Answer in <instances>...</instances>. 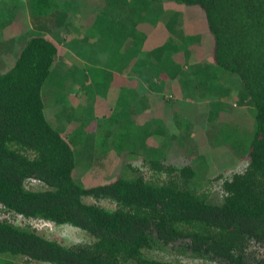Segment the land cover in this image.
Returning <instances> with one entry per match:
<instances>
[{"label": "trees", "instance_id": "obj_1", "mask_svg": "<svg viewBox=\"0 0 264 264\" xmlns=\"http://www.w3.org/2000/svg\"><path fill=\"white\" fill-rule=\"evenodd\" d=\"M169 2L202 10L212 40L210 59L195 62L207 68L201 72L204 79H218L222 85L198 98L188 92L167 96L180 101L179 110L172 109L174 116L166 130L172 136L167 144L158 145L155 138L149 144L150 138L141 129L146 117L160 114L163 104H153L151 113L136 119L132 101L124 103L125 95L116 92L117 99L108 91L96 106L87 100L69 113L75 119L68 118L64 127L58 126L66 110L78 104L80 92L69 108H62L52 97L62 85L56 72L62 47L54 35L29 32L12 63L0 69V264H195L182 256L217 264H264V0H89L88 8L81 11L87 20L81 24L89 22L91 12L96 21L103 20L105 7L113 6L125 17L128 25L124 29L130 34L134 23L145 20V8L159 10ZM12 3L16 11L33 15L77 6L75 0ZM8 4V0L2 2ZM3 14L0 41L12 45L24 12L13 18L3 7ZM108 28L99 27L105 34H109ZM119 53L122 70L127 72L121 71L125 73L123 89L131 96L150 80L158 82L162 73L172 77L178 87L193 85L182 74L176 77L182 85L175 79L183 68L195 73L191 62L169 61L166 74L146 54L142 58L141 50L119 49ZM150 67L158 68L155 79ZM86 74L87 68H83L80 90L98 85L88 82ZM235 94L241 99L233 100ZM90 106L99 118L97 124L84 126L90 130L88 143L96 146L99 135L109 141L107 149L95 147L93 151L115 155L123 151L127 158L122 154L115 177L86 185L76 176L79 150L72 133ZM239 109L241 117L235 112ZM180 116L183 122L176 120ZM164 149L187 161L166 162ZM137 156L143 157V166L130 162ZM243 161L240 169L223 175L226 165ZM212 163L222 170L214 173ZM219 178L216 192L213 185ZM10 212L55 224L69 223L91 239L65 243L28 224L13 222L7 216Z\"/></svg>", "mask_w": 264, "mask_h": 264}, {"label": "rangeland", "instance_id": "obj_2", "mask_svg": "<svg viewBox=\"0 0 264 264\" xmlns=\"http://www.w3.org/2000/svg\"><path fill=\"white\" fill-rule=\"evenodd\" d=\"M3 1L4 0H1L0 2V9L4 7V12L10 15L13 14V18L16 14H18L19 17L22 16L23 12L24 15L19 24V33L13 34V44L11 45V43H6V41H0V69L6 68L12 63L13 56L18 52L27 35L32 32H38L37 30H39L41 31L40 33L44 34L45 32L49 37L54 35V39L61 44L62 49L59 52V60H57L60 64L56 65V72L57 79L62 85L60 84V87L53 91L52 97L59 100L57 103H60L62 108H69L71 103L74 104V98L77 96V92H80V99L73 109L66 110L64 121L56 120L60 127L66 125L68 118L75 119L69 113L79 110L89 99L94 101V105L95 102L99 103L105 97L106 92L109 91L111 96L115 99H117L116 93L121 97L125 95L123 98L124 103L132 101V110H135L134 117H136V119H139L143 113H151L150 107L153 104L157 102L163 104L159 111L160 114L153 113L146 117L141 129L143 134H146L147 137L150 138L149 144L153 143L154 138L156 142H159L156 143L158 145H161L160 142L167 144L169 137L172 136L166 133L167 126L172 122V117L174 116L172 109L179 110V107L176 105L180 104V101L167 99V96L183 95L188 92V94L195 93V98H198L197 95L200 93H204V95L205 93L209 94L213 87L222 85L218 82V79L214 82H211L209 79H204L201 72L205 71L207 68L205 65L195 62L203 57L210 59L209 52L211 51L212 44L206 19L204 18L202 10L196 6L184 5L178 2L177 4H171L169 2L165 3L162 8L159 7V10H155L154 8L149 10L145 8V20L140 23H134V30L131 29L133 30V34H128L124 29L125 24L128 25V23L124 22L125 20L123 21L125 17L122 19L121 12L113 9V6L105 7L103 20L97 19L96 21L93 12H91L89 22L81 24V21L87 20V18H83L84 14L81 11L88 8L85 6H88L89 0H75L77 6L73 5L71 8L74 9L73 11L71 9L67 11L65 9H56L50 13L46 12L40 15H33L32 13L25 12V10L16 11L15 7H13L12 0H8L9 4L7 6L2 5ZM125 12L126 11H122V14ZM1 22H5L4 14L0 15V23ZM65 22L67 25H65ZM104 25H108L109 34H105L99 29V27ZM95 35L98 36L97 39ZM127 48L141 50L142 58H145L146 54V59L157 64L160 70H164L166 74V67H168L166 64L169 61L178 60L179 62L184 61L185 63L191 62L190 66L195 73L193 74L189 69L186 70L183 68V71H179L176 74L175 79L181 84L180 79L176 77L182 74V77L184 76L183 78H190L193 85L188 89L186 87L187 84H183L185 88L178 87L173 83L172 77H167L162 73L158 82H152V80H150L148 86L143 85V87L140 86V89L137 88L140 93L136 96H131V92H127L126 89H123V75H125L124 72H126V68L122 70L123 64L121 65V63H123V61L120 60L121 54L119 53V49L122 52ZM187 52H189V55L186 54ZM136 53L134 52L133 54ZM84 54L87 57H84ZM179 54L182 56L181 59ZM83 68H87L85 79L88 82L89 80L96 82L98 84L97 87H92L90 84L92 88L83 87L85 90H83V88L81 90L79 89L80 86L78 81L84 77L82 75ZM150 71L154 79L157 74H159L158 68L154 70L150 67ZM217 74L220 79L221 72L218 71ZM224 77L226 76L224 75ZM199 89L205 91H198ZM121 97L120 100L122 99ZM180 98L181 97H178V100H180ZM240 99L241 98L237 94L233 97V100ZM46 100L48 104L51 102L49 98H46ZM57 103H55V105ZM109 106L110 104L106 102L105 107ZM241 110L242 109L235 110L238 116L241 115ZM94 114V109L90 106L88 111L80 117L79 121H81V123L78 124V127H76L75 131L72 133V137L77 141L76 146L79 150V152H77L78 162L76 165V176L82 184L86 185L115 177L120 171L123 161L121 157L125 154L123 151H121V154L117 153V155L112 151L103 153H95L93 151L95 147L99 150L103 148L107 149L108 145L106 143L109 142L108 139L103 141L101 135H99L98 138H95L96 146L95 144L92 145L88 143L89 136H87V138L86 135L90 130L85 129L84 126L87 123L96 122L97 124V119L99 117L95 118ZM233 116L236 117V114ZM57 117L60 118L63 116L57 115ZM53 118L55 119V115H53ZM237 118L239 117H236V119ZM176 120L178 122L184 121L181 116ZM98 133L102 134L99 128ZM85 137L87 139H85ZM140 142L145 144L143 140H140ZM138 143L139 142L136 144ZM164 154L166 162L180 164L187 161L185 157L175 153L173 150L164 149ZM164 154L162 155L164 156ZM126 158L127 156H125V159ZM142 161L144 160L141 156L130 159L133 165L137 164L143 166L141 163ZM243 163H245V161L235 166L229 165L227 167L226 165V168L222 172L223 175H230L233 170L240 169ZM210 166V170L214 173L222 170V167H216L214 163ZM214 173H212V175ZM220 181L221 178L214 181L213 189L216 190V192L220 186ZM7 216L17 224H28L36 228L37 232H41L48 237L57 238L65 243L87 241L91 239L83 229L69 223L55 224L47 220L25 218L13 212L8 213ZM181 259L185 262L195 264H217L214 261L187 258L185 256H182ZM29 264L51 263L37 261L30 262Z\"/></svg>", "mask_w": 264, "mask_h": 264}]
</instances>
